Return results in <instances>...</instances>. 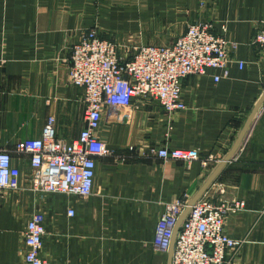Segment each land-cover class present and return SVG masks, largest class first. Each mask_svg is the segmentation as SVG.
Segmentation results:
<instances>
[{
	"label": "crops",
	"instance_id": "1",
	"mask_svg": "<svg viewBox=\"0 0 264 264\" xmlns=\"http://www.w3.org/2000/svg\"><path fill=\"white\" fill-rule=\"evenodd\" d=\"M202 21L236 43L228 77L215 82L210 71L182 79L186 107L170 115L147 99L128 121L105 115L99 136L117 156L97 159L91 195L37 199L26 189L28 157L12 153L21 186L0 200V264H24L23 229L38 207L45 212L40 254L47 264H167V253L152 247L157 218L166 203L194 197L264 91V50L253 42L264 24V0H0V145L7 148L38 137L49 116L57 138L78 136L84 92L68 72L70 47L83 29L114 41L124 61L138 46L170 44ZM164 144L198 159L188 167L162 159L152 148ZM209 154L220 162L203 166ZM206 193L245 202L225 220V232L244 241L229 264H264V102Z\"/></svg>",
	"mask_w": 264,
	"mask_h": 264
},
{
	"label": "built area",
	"instance_id": "2",
	"mask_svg": "<svg viewBox=\"0 0 264 264\" xmlns=\"http://www.w3.org/2000/svg\"><path fill=\"white\" fill-rule=\"evenodd\" d=\"M253 42L264 50V24L255 31ZM235 47L236 43L214 33L211 22L202 21L188 24L172 43L140 45L122 61L114 41L101 37L94 28L83 29L70 47L68 78L70 84L83 89L84 126L76 138L64 141L56 137L54 119L49 116L38 137L18 140L10 148L0 145V200L5 191L21 186L22 172L14 164L12 153L28 157L26 189L37 199L48 195L88 197L92 194L97 159L117 156L99 136L103 117H112L119 123L128 121L145 99L156 102L167 115L185 109L182 79L210 71L215 82L227 78ZM236 65L241 69L244 62L237 60ZM152 152L187 167L198 159L195 152L165 144L152 148ZM200 160L203 166L220 162L212 154ZM187 204L182 198L165 204L154 226L155 251L168 252L173 228ZM244 208L241 199L214 201L205 192L190 206L180 225L171 264H229L244 241L225 232V220ZM66 214L74 216V208L69 206ZM45 228V212L35 208L23 229L24 264H47L40 254Z\"/></svg>",
	"mask_w": 264,
	"mask_h": 264
},
{
	"label": "water",
	"instance_id": "3",
	"mask_svg": "<svg viewBox=\"0 0 264 264\" xmlns=\"http://www.w3.org/2000/svg\"><path fill=\"white\" fill-rule=\"evenodd\" d=\"M263 102H264V91H263L262 95L260 96V98L258 99V101L256 102V104L253 106V108H252L251 112L249 113L247 119L245 120V122H244L240 132L238 133V136H237L236 140L234 141L232 147L230 148L228 154L224 157V159L220 162V164H218L216 166V168L211 172V174L207 177L205 182L199 188L198 192L194 195V197L191 200H189L187 206L184 208L182 213L179 215V217L175 223V226L173 228V233H172V237L170 240V245H169L168 252H167V264H171V257H172V253H173L175 238H176V235L180 229V225H181L182 221L186 218V216L189 212L190 206L193 205L200 197L203 196V194L206 192V190L208 189L210 184L213 182V180L215 179V177L217 176L219 171L223 168V166L228 161H230L233 154L235 153V151L238 149L240 143L242 142L244 135H245L253 117L255 116L257 110L259 109V107L261 106V104Z\"/></svg>",
	"mask_w": 264,
	"mask_h": 264
}]
</instances>
